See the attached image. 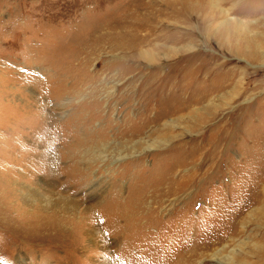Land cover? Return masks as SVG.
I'll list each match as a JSON object with an SVG mask.
<instances>
[{
	"label": "rangeland",
	"instance_id": "rangeland-1",
	"mask_svg": "<svg viewBox=\"0 0 264 264\" xmlns=\"http://www.w3.org/2000/svg\"><path fill=\"white\" fill-rule=\"evenodd\" d=\"M6 264H264V0H0Z\"/></svg>",
	"mask_w": 264,
	"mask_h": 264
},
{
	"label": "clouds",
	"instance_id": "clouds-1",
	"mask_svg": "<svg viewBox=\"0 0 264 264\" xmlns=\"http://www.w3.org/2000/svg\"><path fill=\"white\" fill-rule=\"evenodd\" d=\"M0 262H2V264H6V262L3 260V258H0Z\"/></svg>",
	"mask_w": 264,
	"mask_h": 264
},
{
	"label": "snow or ice",
	"instance_id": "snow-or-ice-1",
	"mask_svg": "<svg viewBox=\"0 0 264 264\" xmlns=\"http://www.w3.org/2000/svg\"><path fill=\"white\" fill-rule=\"evenodd\" d=\"M0 264H2V262H0Z\"/></svg>",
	"mask_w": 264,
	"mask_h": 264
}]
</instances>
